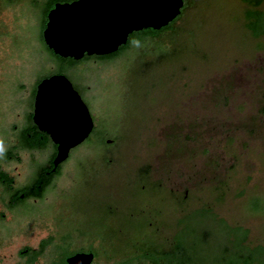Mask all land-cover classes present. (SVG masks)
<instances>
[{"label":"rangeland","instance_id":"1","mask_svg":"<svg viewBox=\"0 0 264 264\" xmlns=\"http://www.w3.org/2000/svg\"><path fill=\"white\" fill-rule=\"evenodd\" d=\"M11 1L0 10V168L18 190L51 153L14 148L29 93L60 68L40 40L39 13ZM245 9L188 0L175 32L60 70L86 86L95 129L43 197L11 206L0 182V264H60L91 247L93 264H116L132 244L156 237L162 250L175 235L179 264H227L239 253L264 264V34L245 27ZM103 132L110 143H98Z\"/></svg>","mask_w":264,"mask_h":264},{"label":"water","instance_id":"2","mask_svg":"<svg viewBox=\"0 0 264 264\" xmlns=\"http://www.w3.org/2000/svg\"><path fill=\"white\" fill-rule=\"evenodd\" d=\"M183 0H71L56 2L47 12L44 43L55 54L80 59L104 55L127 42L133 31L159 29L172 21ZM34 123L57 145L54 166L91 132L93 119L85 102L63 73L44 77L36 85ZM92 252H76L67 264H90Z\"/></svg>","mask_w":264,"mask_h":264},{"label":"trees","instance_id":"3","mask_svg":"<svg viewBox=\"0 0 264 264\" xmlns=\"http://www.w3.org/2000/svg\"><path fill=\"white\" fill-rule=\"evenodd\" d=\"M54 1H63V0H49L47 6L44 9V17L43 22L41 26L40 31V40L43 42L42 38V30L45 26L46 22V14L49 11V7H51L54 3ZM264 0H242L244 4L246 5V9L244 11V25L245 27L250 31V33L253 36H260L264 34V11L259 8V6L263 3ZM188 5V0H183V5L181 7L180 13L167 25L162 26L159 29H153V28H143L141 30L133 31L129 34L127 42L125 44H122L119 46V48L109 54L104 55H84L82 59H73L71 57H62L57 54H55L50 48L45 45L43 42L44 48L49 52L50 59H52L55 62L56 67H59L60 70L64 67L68 66H74L75 64L81 62V61H87L90 58H97L99 60H106L111 59L120 56L124 51H126L130 45L134 42L141 43L145 42L147 40L155 41L161 39L163 36L167 35L168 33L175 32V23L177 20H179L183 13L184 9ZM58 71V73H62L61 71ZM36 129L35 126H33ZM37 132V131H36ZM31 133V131H30ZM43 136L36 134H30L28 135L26 131L22 132L21 135L17 137L18 144L14 146V148H27V149H45L50 144V139L46 133H43ZM10 155V153H9ZM53 155L50 158V166H44L41 167L39 172L34 177L33 181L31 182L28 187H24L21 189L16 190V199L18 198V193L23 192L25 195H32V196H40L45 189V186L49 184L53 173L52 170L47 173V169H51L53 164ZM53 164V165H52ZM13 179L11 176H9L5 171L1 170L0 168V182L7 187H11ZM23 253L24 251H20ZM238 257H236L235 261L228 262L227 264H236L237 262H242L244 264H252L254 263V260L244 259L242 254H238ZM60 264H66L64 257L59 259ZM255 264V263H254Z\"/></svg>","mask_w":264,"mask_h":264},{"label":"flooded vegetation","instance_id":"4","mask_svg":"<svg viewBox=\"0 0 264 264\" xmlns=\"http://www.w3.org/2000/svg\"><path fill=\"white\" fill-rule=\"evenodd\" d=\"M48 1L49 0H26L25 3H29L30 2V8L35 10L37 13H39V17H40V23L43 22V17H44V9L45 7L47 6L48 4ZM65 1H71V0H63V1H54L53 5L50 8H52L54 6V4L56 2H65ZM15 2H20L21 5L25 8H26V4L24 3V0H16ZM12 3H14V1H11V0H0V10H3L7 7H9V5H11ZM27 9V8H26ZM46 20H47V14L45 16ZM46 23V22H45ZM45 27V26H44ZM43 38V37H42ZM44 42V40H43ZM46 45V44H45ZM82 59V58H80ZM55 73H58V72H51L49 73L48 75H45L43 76L42 78H39V79H36L35 78V82L31 88V91H30V95H29V106H30V110L27 111V113L25 114V118L23 120V124L21 125L20 128H18L17 130V137L19 135H21L22 132L26 131L28 135L30 134H38L40 136H43L44 134L43 133H46L42 130H40L37 125L34 123L33 121V118H32V115H33V103H34V95H35V91H36V85L41 81V79H43L44 77H47V76H50L51 74H55ZM73 84V83H72ZM73 87L78 91V93L80 94L82 100L84 101L83 99V96H82V89H87L86 86H83L82 85L80 87L82 88H78L76 85H73ZM85 102V101H84ZM86 104V102H85ZM87 105V104H86ZM88 107V106H87ZM89 109V108H88ZM90 112V111H89ZM91 114V113H90ZM92 116V115H91ZM93 119V117H92ZM35 126L37 130H35V128L33 127ZM95 129V121L93 119V127H92V130L91 132L89 133V135L93 132V130ZM31 131V133H30ZM37 131V132H36ZM47 134V133H46ZM48 135V134H47ZM89 135L81 142L79 143L78 145H76L75 147L81 145L83 142H85V140L88 139ZM105 133L103 132L101 136L98 137V140L99 142L98 143H102L103 144L106 142L107 144L110 143V139H104L105 137ZM49 137V136H48ZM102 138V139H101ZM50 139V137H49ZM51 141V139H50ZM102 141V142H101ZM97 142V141H96ZM91 143H94V141H92ZM106 145V144H105ZM49 148H51V153L47 159V163L41 167H44V166H50V158L51 156L53 155V158L56 154V151H57V145L55 143H53L52 141L50 142V144L48 145ZM47 146V148H48ZM108 146V145H107ZM106 146V147H107ZM74 148V147H73ZM72 149V148H71ZM70 149V151H71ZM69 151V153H70ZM69 153H68V156H69ZM67 156V158H68ZM52 158V159H53ZM66 158V159H67ZM65 161V160H64ZM63 161L60 162L58 165L56 166H52L51 169H47V173H49L51 170H52V173H53V176L49 182V184H47L45 186V190H47L48 187L52 186L55 181H57L56 179L58 178V176L60 175V172H61V165H62ZM53 165V164H52ZM41 167H39L37 173L39 172V170L41 169ZM2 170V169H1ZM7 173V172H6ZM143 177V176H141ZM144 178V177H143ZM13 179V177H12ZM31 184V183H30ZM29 184V185H30ZM8 191H11V195H10V203H11V206H15L17 205V202H22L23 198L24 197H31L32 195H25L23 192H20L18 193V198L16 199V190H14V187H13V181L11 183V187H7L5 186ZM26 187V186H25ZM28 187V185H27ZM24 188V187H23ZM44 193V192H43ZM43 193L40 195V196H32L34 197L36 200L37 198H41L43 197ZM175 200V198H174ZM176 201V200H175ZM24 202V201H23ZM22 202V203H23ZM177 202V201H176ZM180 206V205H179ZM149 220L147 222L148 224V227H153L154 230L156 231L157 230V226L155 225H152V221L156 222L155 220H153L154 218V214L150 213L149 215ZM153 230V229H152ZM154 235H155V232H153ZM156 237H154V241L152 243H148V244H143L141 246L142 243H135V244H132L130 246V250L133 249V254H129V256H126V257H123L122 259L120 260H117L116 261V264H179L178 262V258L179 256L184 253V250L185 248L183 247L182 243L180 241H177L176 240V235H175V239L173 242H170V244L167 246L166 244L164 245V249L162 250H159V247H163L162 245L158 244L155 240ZM45 240H42L40 242V245L37 249L33 250V254H40L42 252V250L45 248ZM140 245V246H139ZM28 250L27 248H24V249H21L20 251H26ZM73 250V249H72ZM139 250V251H138ZM76 252H92L93 253V259H92V262L90 264H93V261L94 259L96 258L97 256V252L96 250L91 247L90 249H86V250H83V249H75L73 250L71 253H69L68 255H66L64 257V260H65V263H66V258ZM67 264V263H66Z\"/></svg>","mask_w":264,"mask_h":264}]
</instances>
